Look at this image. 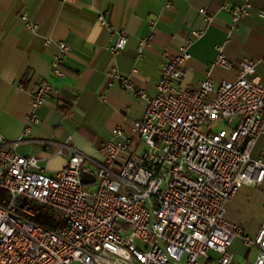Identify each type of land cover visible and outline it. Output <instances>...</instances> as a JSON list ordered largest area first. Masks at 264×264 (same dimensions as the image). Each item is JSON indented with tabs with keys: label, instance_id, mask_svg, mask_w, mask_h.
Listing matches in <instances>:
<instances>
[{
	"label": "built area",
	"instance_id": "built-area-1",
	"mask_svg": "<svg viewBox=\"0 0 264 264\" xmlns=\"http://www.w3.org/2000/svg\"><path fill=\"white\" fill-rule=\"evenodd\" d=\"M174 1L164 0L165 6ZM221 8L231 12L234 29L253 5ZM108 13L100 11L98 20L111 27ZM258 15L264 18V6ZM27 25L38 27L30 21ZM116 33L112 53L128 43L125 29ZM203 34V29H192L179 52L162 61L154 96L118 68L108 71V86L119 83L147 105L129 131L121 125L113 130L99 148L101 159L70 146L68 163L52 175L38 156L17 149L39 123L34 112L17 139L0 131V264H201L202 258L213 264L210 249L221 254L217 264H239L232 251L236 238L257 249L252 264H264V221L252 236L226 211L243 185L264 194V159L251 156L264 133L259 61L242 59L237 76L217 86L208 75L194 89L183 87L191 46ZM152 35L140 40V54L151 46ZM60 47L52 71L64 76L68 43ZM215 64L228 69L235 62L220 51ZM58 95L59 89L44 78L32 93V106ZM218 119L229 129L214 131L211 123ZM136 139L145 143L142 151H137L141 146L131 150ZM84 171L94 174L95 181L83 182ZM48 206L62 215L56 229L33 220Z\"/></svg>",
	"mask_w": 264,
	"mask_h": 264
},
{
	"label": "crops",
	"instance_id": "crops-1",
	"mask_svg": "<svg viewBox=\"0 0 264 264\" xmlns=\"http://www.w3.org/2000/svg\"><path fill=\"white\" fill-rule=\"evenodd\" d=\"M246 2L253 5L251 14L232 29L231 12L221 5L232 8ZM263 6L264 0H175L170 7L164 0H0V131L17 139L25 129L27 115L34 112L39 123L17 149L38 156L52 175L68 163L70 146L101 159L99 148L113 137V130L121 125L129 131L147 105L144 98L119 83L108 86V71L118 68L154 96L162 61L179 52L192 29H203L204 34L191 46L187 75L180 82L183 87L194 89L208 75L215 86L234 79L244 58L259 61L258 74L264 83V18L258 15ZM201 8L205 12H200ZM102 10H108L111 27L98 20ZM28 21L38 27H27ZM120 29L126 30L128 43L124 50L112 53L109 46L116 43ZM150 34L152 44L140 54V40ZM61 42L68 43L62 63L64 76L52 71ZM220 51L235 62L232 68L215 64ZM44 78L59 89V95L33 108L32 93ZM144 145L136 139L131 150ZM251 156L264 159V133ZM86 166L95 168L91 163ZM241 190L251 194L240 201ZM237 202L251 215L258 214L255 232L228 216V205ZM228 205V219L255 236L264 221L262 190L243 185ZM235 242L243 247V257L257 251L236 238L232 251L238 263ZM201 264H207V259L202 258Z\"/></svg>",
	"mask_w": 264,
	"mask_h": 264
},
{
	"label": "rangeland",
	"instance_id": "rangeland-1",
	"mask_svg": "<svg viewBox=\"0 0 264 264\" xmlns=\"http://www.w3.org/2000/svg\"><path fill=\"white\" fill-rule=\"evenodd\" d=\"M209 127L210 126H206L205 128H209ZM211 127L214 131H219L221 129H229L226 121L223 119H218V120L213 121L211 123ZM144 147L145 146H143L142 149H140V151H142L144 149ZM91 185H92V187L96 186L95 183L91 184ZM242 190L240 191L239 196H237L240 201L243 200L246 195L251 194V193H249L248 190L247 191H242ZM227 211H228V216H230L233 219H237V220L242 221L249 231L255 232V230L258 226L257 223L259 222L257 219L258 214L255 215L254 212L253 213L251 212L252 213V215H251L246 210H243L240 202H237L233 205L232 204L228 205ZM234 250L236 251L237 260L239 261V264L240 263L241 264H252L256 258L257 253H258V251H256V250H253V251L251 250L250 254L247 257H243L244 249H243V247L238 246L236 244V242H235ZM208 254L215 259L213 264H217L216 259H218L221 256V254L214 249H212V250L210 249L208 251Z\"/></svg>",
	"mask_w": 264,
	"mask_h": 264
},
{
	"label": "trees",
	"instance_id": "trees-1",
	"mask_svg": "<svg viewBox=\"0 0 264 264\" xmlns=\"http://www.w3.org/2000/svg\"><path fill=\"white\" fill-rule=\"evenodd\" d=\"M33 220L46 226V228H58L63 223L62 215L53 207L48 206L46 209L39 211Z\"/></svg>",
	"mask_w": 264,
	"mask_h": 264
},
{
	"label": "water",
	"instance_id": "water-1",
	"mask_svg": "<svg viewBox=\"0 0 264 264\" xmlns=\"http://www.w3.org/2000/svg\"><path fill=\"white\" fill-rule=\"evenodd\" d=\"M82 180L85 183L93 182V181H95V175L88 172V171H86V172L84 171L82 174Z\"/></svg>",
	"mask_w": 264,
	"mask_h": 264
}]
</instances>
